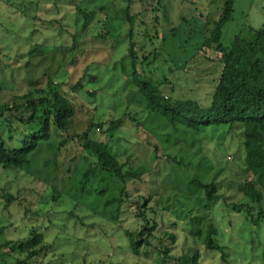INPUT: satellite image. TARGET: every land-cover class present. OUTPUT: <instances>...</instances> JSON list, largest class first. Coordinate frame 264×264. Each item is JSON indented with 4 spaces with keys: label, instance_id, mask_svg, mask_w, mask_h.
<instances>
[{
    "label": "rangeland",
    "instance_id": "374dc122",
    "mask_svg": "<svg viewBox=\"0 0 264 264\" xmlns=\"http://www.w3.org/2000/svg\"><path fill=\"white\" fill-rule=\"evenodd\" d=\"M38 1L0 0V103L33 91L38 82L44 83L47 78L55 83L65 81L69 84L80 80L84 92H94V96L87 99L89 102L83 101L94 121L119 119L128 113L136 115L142 110L135 106L136 103L144 102L127 77L131 60L126 53L131 40L139 49L138 61V55L151 52L147 62H153V67L141 65V68L137 64L140 77L142 72L167 76L170 83L162 87L164 94L202 105L210 101L212 87L207 82L208 75L199 69L209 72L212 64L201 62L200 48L205 38V26L212 28L224 0H162L157 10L153 9L141 21H135L132 35L124 20L121 0H113L110 6L111 0H96L95 6H109L106 19L98 12L93 13L86 26L68 0ZM147 6L136 0L134 11L139 12ZM233 11L231 21L222 29L224 44L247 27L264 28V0H233ZM74 41H77V47L73 51L70 48ZM205 55L216 60V56L207 51ZM154 58L157 59L154 61ZM72 60L77 61L74 67L70 65ZM199 61L204 65H200L196 73H186L195 69ZM174 66L178 71L170 74L168 70ZM135 118L138 122L143 120ZM134 123L128 119V125L120 132L135 137ZM147 132L150 134L149 130ZM164 132L158 131L167 137L156 145L164 162L154 159L150 145L138 155L133 153L137 156L136 168L147 174L141 181L128 183L129 192L137 193L130 192L128 201L124 197L120 207L117 204L101 206L102 202L119 199L117 185L110 179L105 188L91 181L87 188L90 198L82 195L80 174L87 166L78 158L77 167L67 175L70 159L67 153L41 154L26 173L5 175L0 171V187L15 194L19 202L29 204L31 201L30 207L37 212L26 217L22 206L3 209L0 203V246L9 241H22L34 229L43 235L48 248L30 264H161L154 254L135 256L128 248L125 231L135 228L136 202L143 204V199L151 195L153 199L148 204L155 207L162 201L163 191L172 189L181 193L192 177L203 179L206 177L203 175L221 169L222 174L217 176L216 182L221 183L223 192L227 190L226 202L247 203L235 191L246 177L243 173L244 149L233 137L226 135L221 141L211 136L216 134L210 128L200 134L180 131L179 141L171 146L175 138ZM122 137L125 136L122 134ZM45 158L48 159L46 162ZM47 175L46 184L43 180L42 183L33 182L34 177L46 178ZM97 189L102 191L101 194L96 193ZM230 192L237 199L229 196ZM139 197L143 198L140 200ZM223 203L220 200L212 206L210 220L217 233L214 237L226 247L230 264H264V224L254 227L241 212L225 207ZM166 214L159 212L157 218L170 221ZM149 217L153 216L149 214ZM180 223L177 229L181 233ZM180 241L186 248L200 242L196 236H187L184 242L182 234H179ZM203 255L215 264L220 259L219 253L205 252ZM15 262L14 258L0 254V264Z\"/></svg>",
    "mask_w": 264,
    "mask_h": 264
},
{
    "label": "trees",
    "instance_id": "16d2710c",
    "mask_svg": "<svg viewBox=\"0 0 264 264\" xmlns=\"http://www.w3.org/2000/svg\"><path fill=\"white\" fill-rule=\"evenodd\" d=\"M68 1L75 14L84 19L83 26L89 23L93 13L98 12L106 19L108 7L113 4V0L109 6H95L96 0ZM121 1L124 3V20L132 35L135 21H141L153 9L157 10L162 0H141L148 6L139 12L134 11L136 0ZM233 12V0H224L212 28L209 29L207 24V28L205 26V38L199 58L204 64L211 63L212 69L209 72L199 69V72L208 75L207 82L212 87L208 104L202 105L194 100L164 94L162 87L170 83L167 76L146 75L142 72L140 77L137 64L152 66L153 62H147L151 52L145 51L146 55H138V61L139 49L131 40L126 53L131 60V71L127 77L132 80L137 94L144 102L135 105L142 110L136 115L128 113L129 115L125 114L119 119L96 122L89 117L90 113L83 105L84 99L87 101L94 96V92H84L80 80L69 84L65 81L55 83L47 78L44 83L38 82L33 91L12 96L10 101L0 103V171L5 175L26 173L41 154L51 153L56 156L67 153L70 156L66 166L67 175L77 167L78 158L87 166L80 174L82 195L90 198L87 188L91 181L101 188L109 186L108 182L111 181L117 185L119 199L102 202L101 206L117 204L120 207L124 197L128 201L131 193H137L129 192L128 183L141 181L147 174L136 168L137 156L134 155L150 145L155 153L154 159L164 162V156L160 155L156 145L163 143L162 140L167 136L158 131L168 132L175 138L171 146L179 141L177 138L180 131L200 134L210 128L216 134L211 136H216L221 141H224L222 139L226 135L233 137L244 149L243 173L246 177L235 191L247 203L226 202L227 190L223 192L221 183L216 182L217 176L222 174L219 169L214 174L203 175L206 180L192 177L181 193L172 189L163 191L162 201L157 202L155 207L148 204L153 199L151 195L148 199H143V204L136 202L133 217L135 228L125 231L128 248L135 256L154 254L161 264H215L208 256L203 255L205 252H214L220 254L217 264H230L226 247L214 237L217 233L210 220L212 206L221 200L225 207L241 212L244 219H248L254 227L259 228L264 224V28L247 27L228 44H224L222 29L231 21ZM76 42L74 41L70 50H75ZM206 51L215 55L216 60L208 58ZM201 62L186 73H196L200 65H204ZM76 64L77 61L72 60L70 65L74 67ZM177 71L175 66L168 70L170 74ZM135 116L143 120L138 122ZM128 119L136 122L133 126L135 137L120 132L123 126L128 125ZM122 134L125 137L120 138ZM47 160L44 159L45 162ZM174 163L180 164L177 161ZM55 168L56 162L53 171ZM99 175L101 176L98 177ZM47 178L48 175L46 178L36 176L33 182L43 180L45 183ZM101 192L96 190L97 194ZM229 196L235 197L231 192ZM141 198L143 197L138 199ZM0 203L3 209H19L22 206L26 217L37 214L30 207L31 201L29 204L19 202L16 195L5 187H0ZM250 208L255 210V215ZM159 212H167L170 221L158 219ZM149 214L153 217H149ZM179 222L183 229L181 233L177 229ZM179 234L183 235L184 242L187 236H196L200 242L195 247L186 248L179 242ZM47 248L43 235L32 229L26 239L1 245L0 254L14 258L15 264H30L44 255Z\"/></svg>",
    "mask_w": 264,
    "mask_h": 264
}]
</instances>
